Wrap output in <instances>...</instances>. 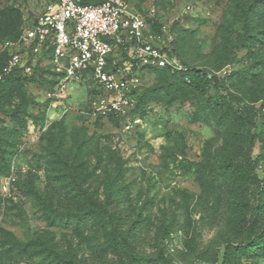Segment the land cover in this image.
<instances>
[{
  "label": "rangeland",
  "instance_id": "374dc122",
  "mask_svg": "<svg viewBox=\"0 0 264 264\" xmlns=\"http://www.w3.org/2000/svg\"><path fill=\"white\" fill-rule=\"evenodd\" d=\"M129 1L154 12L170 61L211 72L260 134L176 71H138L136 113L113 122H96L109 97L88 76L58 96L46 66L6 79L0 264H264V191L248 174L255 160L264 183V0ZM52 4L0 0V78L4 43Z\"/></svg>",
  "mask_w": 264,
  "mask_h": 264
},
{
  "label": "built area",
  "instance_id": "2783aa9c",
  "mask_svg": "<svg viewBox=\"0 0 264 264\" xmlns=\"http://www.w3.org/2000/svg\"><path fill=\"white\" fill-rule=\"evenodd\" d=\"M153 19V11L144 15L126 0H55L23 26L16 42L4 43L8 55L2 73L19 70L31 76L37 64L46 66L58 79L57 96L68 83L88 76L109 97L101 116L124 118L133 110L141 86L138 71L185 70L158 45L164 27L153 34L148 22ZM124 53H130V62L123 59ZM12 182L5 179L1 191L9 194Z\"/></svg>",
  "mask_w": 264,
  "mask_h": 264
},
{
  "label": "trees",
  "instance_id": "16d2710c",
  "mask_svg": "<svg viewBox=\"0 0 264 264\" xmlns=\"http://www.w3.org/2000/svg\"><path fill=\"white\" fill-rule=\"evenodd\" d=\"M54 1L55 0H53V2ZM126 1H129V0H126ZM86 2L94 3V4L98 3L92 0H86ZM138 11H140V9H138ZM148 22L150 24V31L153 34H159L161 31L162 24L157 19H153ZM6 62H7V58H6ZM6 62L4 63L3 67L6 65ZM39 67H43V66H41L40 64H37L31 76H25L19 70H14L10 74L5 75L2 73V69H1L0 84L6 79L12 80V79L33 78V75L35 74L36 69H39ZM183 68L185 70L179 71L176 73H178L183 78V80L193 89V91L197 95L203 97L205 102L208 105L221 106L223 104H229V106H231V108L234 110L235 115L238 118L245 120L255 130L256 136L260 134L262 122L259 120V117L254 116L244 102L236 99L232 94L227 93L225 89L223 88V86L221 85V83L217 81L216 77L211 72H209L206 69L193 68L185 64H183ZM45 70L50 71L48 67H45ZM159 70L171 71L170 69H167V68L159 69ZM133 111L135 112V108H133L132 112ZM103 119H107V121L113 122V121H116L117 118L113 116L98 117L96 119V122H101ZM222 166L225 168H229L231 165L230 163L224 162L222 163ZM254 166H255V160L251 162V167L249 168L248 174H249V177L253 180V182L257 185V190L260 193L264 191V183L255 174ZM95 205H96V208L100 210L99 204H95Z\"/></svg>",
  "mask_w": 264,
  "mask_h": 264
}]
</instances>
